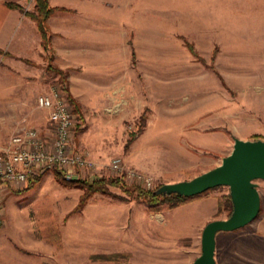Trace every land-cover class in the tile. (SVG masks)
Segmentation results:
<instances>
[{"label":"rangeland","instance_id":"rangeland-1","mask_svg":"<svg viewBox=\"0 0 264 264\" xmlns=\"http://www.w3.org/2000/svg\"><path fill=\"white\" fill-rule=\"evenodd\" d=\"M23 4L36 25L26 14L35 0ZM49 5L51 50L23 58L15 43L0 54V149L22 128L47 130L37 98L61 86L78 104L75 112L69 103L73 141L93 166L81 181L53 170L7 190L0 264H192L206 224L229 217V188L177 206L132 190L213 169L234 138L264 140V0ZM23 31L38 34L26 24ZM52 65L67 74L64 83ZM101 179L119 183L84 200L82 182ZM256 183L261 212L244 228L218 233L217 264H264V180Z\"/></svg>","mask_w":264,"mask_h":264},{"label":"built area","instance_id":"built-area-1","mask_svg":"<svg viewBox=\"0 0 264 264\" xmlns=\"http://www.w3.org/2000/svg\"><path fill=\"white\" fill-rule=\"evenodd\" d=\"M37 104L48 113L47 130L22 128L0 149V228L5 223L1 200L10 187L53 170L67 181H77L93 166L73 141L76 119L64 89L52 87L38 96ZM112 166L120 170L119 160Z\"/></svg>","mask_w":264,"mask_h":264},{"label":"water","instance_id":"water-1","mask_svg":"<svg viewBox=\"0 0 264 264\" xmlns=\"http://www.w3.org/2000/svg\"><path fill=\"white\" fill-rule=\"evenodd\" d=\"M257 180H264V140L234 138L231 153L222 158L220 165L190 180L166 183L155 190L156 196L191 198L219 186L229 188L232 213L227 219L206 224L201 237V254L192 264H217L218 233L244 228L259 216L262 203Z\"/></svg>","mask_w":264,"mask_h":264},{"label":"trees","instance_id":"trees-1","mask_svg":"<svg viewBox=\"0 0 264 264\" xmlns=\"http://www.w3.org/2000/svg\"><path fill=\"white\" fill-rule=\"evenodd\" d=\"M7 6L10 9H18V10L24 11V7L21 6L20 4H17V3H7ZM54 11H55V8L50 7L49 0H35V11L33 13H27L26 12V14L28 16H30L34 21H36L37 26H38V30H39L40 35H41L42 46L44 47V50L46 52L51 50L50 44H51V37H52L50 27L47 24V20L49 19V17L52 15V13ZM0 54H6V53H4V51L0 48ZM50 69H53L57 74L60 75L61 80L63 81L62 83H64V81H66L65 79H66L67 74L63 70H61L58 67H55L53 65H52V68H50ZM66 93H67L69 103L74 107L75 112H78L79 111L78 110V104L76 103L75 99L68 92V90L66 91ZM30 180H31L30 184L33 185L39 180V178L38 177H31ZM77 181H81V180H77ZM82 183L87 187V193H86V196L84 198V200H86L93 193H96V192L107 193L108 192L107 187H106L107 184L110 183L113 185H117V183H119V182L101 179V180H97L93 183H88V182H82ZM155 190L144 191V190H141L140 188H135L134 190H132V193L136 194V196L138 198L143 199V200H145L151 204H158L161 201H168V202H171L173 206H177L178 204L183 202L185 199H187V198L181 197L179 195H172V196H168V197H163L161 195L156 196L154 194ZM227 203H228V207H229L228 209H229V216H230L232 213V210H233V205H232L230 195L228 197Z\"/></svg>","mask_w":264,"mask_h":264},{"label":"crops","instance_id":"crops-1","mask_svg":"<svg viewBox=\"0 0 264 264\" xmlns=\"http://www.w3.org/2000/svg\"><path fill=\"white\" fill-rule=\"evenodd\" d=\"M23 2L24 0H0V48L6 54H9L11 52L7 50V48L10 50H14L15 43L21 44V48H23L22 52L24 53L23 55H21V57L28 58L29 54L25 53H30L29 51L33 52L35 49H38L39 53L42 54L44 52V49L42 46L41 35L39 34L37 24L35 25L32 20L26 19L23 11L18 9H10L7 6V3H17L21 6H24ZM25 24L27 26L29 25V27L32 26L35 31L38 30V34H35L34 38L30 34H28L27 31L21 32V29L25 27ZM18 46L19 45H17V47ZM65 65H69L68 61Z\"/></svg>","mask_w":264,"mask_h":264}]
</instances>
